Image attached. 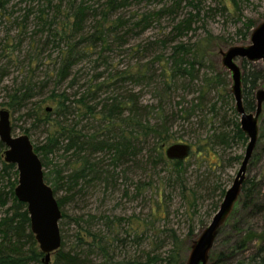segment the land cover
<instances>
[{"label":"trees","instance_id":"1","mask_svg":"<svg viewBox=\"0 0 264 264\" xmlns=\"http://www.w3.org/2000/svg\"><path fill=\"white\" fill-rule=\"evenodd\" d=\"M137 1L141 0H103L94 5L86 0H19L14 3V8L19 6L16 11L11 7V0H0V19L17 27V36L25 35L28 22L32 20L36 31L45 36L41 35L35 45L40 44L42 49L49 46L59 54L50 75L54 84L45 98L52 104L49 110L42 107L44 99L37 103L32 101L38 94L36 88L46 85L39 86L32 79L23 80L12 89L6 86V100L2 102L12 112L26 110V116L48 126L45 139L33 147L40 157L44 180L52 187L61 210V246L49 264H184L189 245L185 247L169 223L172 199L167 189H180L181 196L187 199L189 157H194V163L203 168V171L200 168L196 171L205 173L207 179L215 176L218 180L221 174L216 175V172L227 166L219 156V148L225 149L234 139L247 142L234 107L228 105V100L231 103L233 100L230 88L226 90L225 82L222 84V81H230L228 73L217 69L209 56L210 45L219 39L218 35L203 23L199 28L203 29L204 35L195 38L191 35L196 30L193 24L204 9L201 1L170 0L156 11L132 16L123 14V10H128ZM230 1L236 7L243 0ZM22 2L26 3L23 7ZM182 2L185 4L183 8L190 9L179 18ZM20 12L22 14L17 15ZM166 16L171 28L163 38L147 40L130 48L131 52L138 47V54L145 53L137 57V60L145 61L122 69L109 66L106 53L121 52L129 39L140 36L152 23ZM243 26L246 27L245 36L249 37L254 24L247 19ZM242 37L244 40V33ZM31 38L33 43L34 35ZM152 48L161 52L152 55ZM91 55L96 57L93 59L95 66H103L105 71L109 67L110 71H106L105 76L102 71L97 72L84 90L77 87L73 94L66 88H58L65 80H69V87H74L77 76L72 74L73 68ZM33 56H28L27 62L30 63ZM247 64L253 63L242 60V100L245 111L249 112L255 110L253 101L257 80L262 75L261 70H247ZM127 82L138 91L129 89L122 93L120 89L125 88ZM145 85H153L157 95L154 105L140 102L139 89ZM177 91L183 93L176 95ZM189 94L192 97L187 98ZM175 96L179 99H173ZM216 96L221 97L222 104L225 102L230 106L234 115L231 133L224 129L225 113L221 112ZM218 119L220 127H213ZM176 122L181 127L202 122L212 127L204 137L197 133L194 140L190 138L194 150L191 149L189 156L181 161L169 160L164 153L169 144L188 141L174 130ZM3 150L0 141V209H3L0 215V264H44L43 254L30 230L26 205L14 195L17 169L13 163L4 161ZM56 152L57 159L63 161L53 164ZM239 159L240 156L236 155L225 161L230 164L231 160ZM159 164L167 166L163 175L156 173ZM133 167L139 168V172L145 173L149 179L135 181V192L131 195L127 189L123 190V196L129 200L139 195L145 197V190L152 187L153 176L159 177L155 197H150L152 203L146 215L135 212L97 215L90 211L71 215L65 211L66 204L77 199L75 192L97 183L109 187V181H118L119 174L127 180L126 170ZM227 183L211 187L212 195L217 192L218 198L211 212L207 213L208 218L217 210ZM190 196L191 205L196 207L199 196L195 191ZM239 202L240 210L248 216L264 218V174L245 178ZM231 214L232 227L238 232L232 238L225 237L220 249L212 248L209 264H264V229L258 232L248 227L243 231ZM191 216L186 236L193 240L197 236H194L193 221L196 212ZM65 219L76 225L70 238V233L63 232L60 227ZM199 222L202 226L207 224L205 220ZM223 227L218 236L223 234Z\"/></svg>","mask_w":264,"mask_h":264},{"label":"rangeland","instance_id":"2","mask_svg":"<svg viewBox=\"0 0 264 264\" xmlns=\"http://www.w3.org/2000/svg\"><path fill=\"white\" fill-rule=\"evenodd\" d=\"M18 1L19 0H11L10 4L12 5V9L14 8V3H17ZM102 1L103 0H86V2L94 3V5H98ZM200 1L204 6V9L202 10L199 20H197L193 24L194 28L196 27V30L195 32L193 31L191 35L194 38L204 35L203 29L199 28L201 27L202 23L205 24L206 28L211 30L213 34L218 35L219 39L214 40L210 45L209 56L210 59L214 62L217 69H221L222 71H226V73H228V71L225 70L221 65L220 52L225 51L232 45H246L248 43V35L245 36L246 27L243 26V21L245 23L247 19H250L254 26L262 22L264 20V0H243L240 1L236 7L232 6L230 0ZM168 3H170V0H160L158 2L141 0L133 2L128 10H123V14H125L126 16H132L135 13L140 14L144 11L152 12L158 10V8L162 7L163 4L167 5ZM24 4L26 5L25 2H22L21 7H23ZM183 5H185L184 2H182L179 7V18H182L186 14V11L190 9V7L183 8ZM18 7L19 6H16L14 10L17 11ZM21 14L22 12L18 13L17 15ZM34 25V22H32V20H29L28 26L25 30V35L17 36V27H14L8 22L4 23L0 19V109L5 108L9 110L12 135L17 136L20 134H27L32 144L38 145L41 144V142L45 139L48 126L42 121H37L29 116H26V110L12 112L7 106L2 105V102L6 100V86L12 89L13 87L21 84L23 80L32 79V81L36 82L39 86L46 84L44 88H36V90L38 89V94L34 97V99H32V101L37 103L44 99L45 101L42 102L43 108L52 106L51 102L46 100L45 98L50 94V91L54 84V79L51 78L50 75L53 73L55 63L59 60V54L57 50H53V48H49V46H45V48L42 49L40 48V44L39 46L35 45V42L37 40L41 39L42 36H45L44 33L37 32V27H34ZM170 28L171 22L169 17L167 16L161 18L157 22L152 23V25L143 34L138 37L133 36V38L129 39L127 44L121 49V52L113 50L106 53L105 58L109 63V66L111 65L112 67H116L115 69H122L127 65L135 67L139 64L138 61H145L137 60V57H142L145 53L138 54L136 51L138 47L133 49L132 52L130 48L136 47L138 44L144 43L147 40L161 39L164 37L167 31H169ZM243 33L244 40H242ZM33 35L34 41L33 43H31V37ZM19 40L22 42L21 47L19 46ZM225 41L231 44L226 45ZM151 50H153V48ZM160 52L161 51L156 48V50H153L152 55L158 54ZM32 54L36 56H33ZM30 55L34 58L29 63L27 62V58ZM95 58V55H91L88 59L86 58L80 61L73 68L72 74L77 76V83H75L74 87H69V80H65V82H62L58 86V88H66L69 93H72L73 90L78 88L80 91H82L90 82L89 80L94 75H96L97 72L102 71L103 75L105 76L106 71H110L109 67L105 71V68H103V66H95V60H93ZM237 62L241 65L242 60ZM246 68L247 70H261L262 76L259 80H257V89H264V62H253L252 65L247 64ZM132 69L135 70V68ZM224 82L225 89L228 90L230 88L231 81H222V84ZM124 87L125 88L120 89L122 93H124V90L129 89H131L133 92L138 91V88H131L132 86L128 82L124 84ZM182 93V91H177L176 95H181ZM138 95L142 104L154 105L156 103L157 95L153 88V85H145L143 88H140ZM190 97H192V94L187 95V98ZM173 99L179 98H176L175 96L173 97ZM215 99L217 100L218 105H221V112L223 114L225 113L226 127L224 129L231 133L234 127V115H232V112L229 109L230 106L225 105V102L222 104L220 96H216ZM228 101V105L230 104L234 107V101L232 100V103L230 102V100ZM253 102L255 103L256 101L254 100ZM28 106H30V104H28ZM237 119L239 122L238 114ZM197 121H199V119ZM81 123H84V121H82ZM178 123L179 122H176V128H174V130L178 132V135H181L184 139H188L187 142L184 140H180V142H186L188 144H191L192 140L195 139V135L197 133H201L200 135L204 137L212 129L209 124L205 125L204 122H202L200 125H184L183 127L178 126ZM220 125L221 123L219 119L215 123H213V127L216 128L220 127ZM26 129H28L29 131L25 132L24 130ZM195 129L197 130V132L195 131ZM246 143H243L238 139H234L230 146L226 147L225 149L219 148V156L227 166L224 169L217 168L218 171L216 172V175L221 174L218 180L215 179V176H209V179L205 178L206 174L203 172L201 173V171H203V168L198 167V165L194 163V157H189L188 160H190L191 166L190 168H188V190L186 191L188 195L187 199L181 196L180 189H167V192L170 193L172 199V202L170 204L171 219L169 223L177 231L180 239L184 241L185 247L190 244L192 239V237L186 236L189 219L190 217H192L191 215L196 212V216L193 220L195 223V236L199 233V231L202 230V228H204V226H202L199 221L205 220V223L209 222L211 217L208 218L207 215L211 212L213 203H215L218 198L216 196L217 192L212 195L213 193L210 191L211 187H213L215 184H222L223 182L227 181L228 183L225 186L227 189V187L231 184L244 155ZM191 149L194 150L193 147H191ZM57 153L58 152H56V155L53 156V164H56L58 161H63L62 159H57ZM236 155L240 156L239 160H231L230 164L225 161L229 160V158L231 159L235 157ZM197 168H200L201 171H196ZM138 169L139 168L133 167L131 168V170H126L125 175L127 176V180L124 179L121 174H119L118 181H116L115 179L113 181H109V187L101 183H97V185L91 184L85 186L83 190H81L80 192L78 191L79 193L75 192L77 193L75 195L77 199L74 202L67 203L65 206V211L71 215L82 214L88 211L97 215L103 213L112 215L123 212H135L136 214L144 213V215H146L149 206L152 203L150 197H155L156 188L159 183V179L157 180V178L159 177L153 176L154 179L152 182V187H149L148 190H145V194L143 195L145 197L139 195L137 196V198L129 200L128 198L123 196V190L125 189L128 190V193L130 195L135 192L133 184L135 181H138L139 178H141L142 180L149 179L148 176L145 175V173H142L141 171L139 172ZM166 172L167 166L163 164H159L157 166L156 173L158 175H163ZM262 174H264V102L262 103V111L258 117V139L256 147L253 151L251 162H249V164L247 165L246 178L252 176L259 177ZM192 191H195L199 196L195 202V205H197L196 207H193L191 205L192 200L190 198V195ZM59 195H61V193ZM2 210L3 209H0V215L3 214ZM233 210L236 211V213H233L231 215H234L235 219L239 221V228H241L243 231L248 227H252L258 232L264 229V218L260 216H248L247 213H244V211L240 210L239 201L235 203ZM230 219L233 220L232 217H228L223 227V234H220L217 238V241L214 242V246L212 248H215V250H218L223 246V240L225 237L228 238L229 236L230 238H232L238 232L237 230H235V228L232 227L234 225V222ZM63 222L64 223L61 224L60 227L63 229V232L65 231V233H70L68 236L70 238L71 233L73 232V229L76 227V225L72 221H68L66 219L63 220ZM52 260L53 255L51 256L50 262H52Z\"/></svg>","mask_w":264,"mask_h":264},{"label":"water","instance_id":"3","mask_svg":"<svg viewBox=\"0 0 264 264\" xmlns=\"http://www.w3.org/2000/svg\"><path fill=\"white\" fill-rule=\"evenodd\" d=\"M221 65L228 71L231 81L230 93L234 109L239 116V125L247 137L244 155L239 168L224 192L217 210L197 236L191 240L184 264H209V254L226 220L239 201L241 187L246 178V170L258 139V117L264 102V89H256L254 111H245L242 100V69L237 61L264 62V20L255 25L246 45H232L221 51ZM50 108L47 107V110ZM0 141L5 149L2 153L6 163H13L17 169V184L14 195L26 205L30 230L34 235L42 261L49 264L51 256L61 246L59 221L61 210L52 187L44 180L43 166L27 134L12 135L10 113L0 109ZM191 151L188 143H172L165 147L164 153L169 160H184Z\"/></svg>","mask_w":264,"mask_h":264}]
</instances>
